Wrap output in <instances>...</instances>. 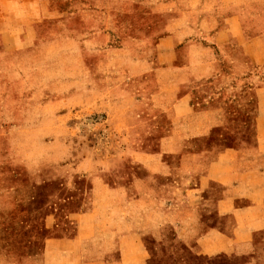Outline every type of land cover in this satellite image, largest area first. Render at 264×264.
Listing matches in <instances>:
<instances>
[{"label":"crops","instance_id":"1","mask_svg":"<svg viewBox=\"0 0 264 264\" xmlns=\"http://www.w3.org/2000/svg\"><path fill=\"white\" fill-rule=\"evenodd\" d=\"M212 3L173 0L168 24L153 14L116 24L130 80L147 85L162 72L164 91L176 83L165 95L173 101L150 122L126 110V95L118 109L97 107L119 134L113 156L81 161L100 169L72 175L91 181L84 209L67 216L74 234L47 239L32 264H158L164 253L153 258L147 240L165 245L171 233L189 250L183 264H264V79L256 75L264 33L239 8ZM112 9V0H0V77L5 64L21 75L37 107L53 115L56 145L96 99L76 20H107ZM223 65L233 86L218 95ZM189 70L206 75L187 82ZM0 178L5 185L14 176L0 166Z\"/></svg>","mask_w":264,"mask_h":264},{"label":"rangeland","instance_id":"2","mask_svg":"<svg viewBox=\"0 0 264 264\" xmlns=\"http://www.w3.org/2000/svg\"><path fill=\"white\" fill-rule=\"evenodd\" d=\"M112 3L111 17L107 20L101 15L76 20L79 39L90 64L96 99L91 103V113L74 119L73 130L62 133L63 142L54 144V137L60 133L51 130L53 115H46L37 107L21 75L10 64L1 65L6 74L0 77L3 84L0 119L4 127L0 136V166L10 169L14 179L0 185V264H32L41 256L47 239L74 234V226L67 216L84 209L91 181L79 175L72 178V175L79 172L97 175L100 164H82L81 161L89 155L96 160L113 156L119 138L107 115L98 110L103 101L117 108L118 97L126 95V99L122 98L126 110L136 109L144 122L160 119V113L167 109L165 104L173 101L165 95L173 93L176 83L166 85L164 91L162 72L150 75L149 80L154 82L147 85L130 80L131 75L124 67L126 56L114 29L118 22H134L131 19L136 15L153 14L161 18L159 23L168 24L177 6L173 5V0H112ZM212 5L216 10L239 8L249 17L253 28L264 33V0H213ZM192 58L200 60L199 56ZM191 60L190 55H186L184 62L188 64ZM222 67L224 73L219 72L222 74L214 83L217 86L212 87L218 95L233 86L227 67ZM260 69L256 75L264 79V67ZM177 72L170 77L180 80L182 74ZM201 75L206 74L189 70L186 81L192 82ZM237 87L243 85L238 82ZM204 89L207 88H201ZM231 99L232 95H228L219 102ZM164 101L167 103L163 105ZM51 223L59 227L53 229L49 227ZM147 243L153 258L158 257V252L164 253L158 264H183L185 253L189 251L177 243L173 233L165 245L149 239Z\"/></svg>","mask_w":264,"mask_h":264}]
</instances>
